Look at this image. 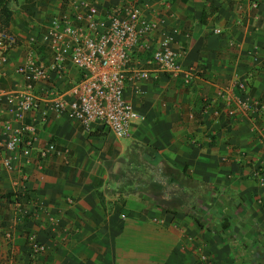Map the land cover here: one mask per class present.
<instances>
[{"label":"crops","instance_id":"0c3cea01","mask_svg":"<svg viewBox=\"0 0 264 264\" xmlns=\"http://www.w3.org/2000/svg\"><path fill=\"white\" fill-rule=\"evenodd\" d=\"M72 1L0 0L17 38L0 79V264H264V187L255 177L264 169V0L257 8L212 0L205 22L208 0H150L151 17L175 30L191 82L162 75L143 95L128 90L140 118L123 139L66 115L28 113L37 140L25 155L20 143L10 148L25 125L7 101L25 88L15 68L31 51L47 60L39 40ZM68 73L60 88L79 80L72 65ZM251 75L250 98L240 100L237 82ZM32 240L45 248L36 257Z\"/></svg>","mask_w":264,"mask_h":264},{"label":"built area","instance_id":"2783aa9c","mask_svg":"<svg viewBox=\"0 0 264 264\" xmlns=\"http://www.w3.org/2000/svg\"><path fill=\"white\" fill-rule=\"evenodd\" d=\"M252 6L257 8L258 1L254 0ZM165 22L163 17H151L150 0L109 4L73 0L63 13L48 22L39 40V46L49 52L47 60L37 58L31 51L27 61L15 68L23 77L25 88L7 101L11 106L19 105L20 112L15 111V118L25 125L10 148L20 143L25 155L34 148L36 127L24 122L26 115L33 112L43 119L52 114L66 115L88 131L101 130L118 139L125 138L140 118L125 96L128 90L143 95L142 85L155 82L162 75H183L185 84L193 78V70L185 71L182 67L183 48L174 47L175 30L165 29ZM16 45V36L0 29V79L5 76L4 66ZM260 50L263 54L258 59L264 65V45ZM70 65L77 69L79 80L68 89L60 88L62 82L69 80ZM252 77L237 82L240 100L250 98ZM38 84L47 86L44 96L35 91ZM54 150V145H49L41 152L42 157ZM255 177L264 187L263 168L256 169ZM6 237L11 240L10 233ZM29 246L33 257L45 250L36 240Z\"/></svg>","mask_w":264,"mask_h":264},{"label":"trees","instance_id":"16d2710c","mask_svg":"<svg viewBox=\"0 0 264 264\" xmlns=\"http://www.w3.org/2000/svg\"><path fill=\"white\" fill-rule=\"evenodd\" d=\"M216 11V8L213 6L212 0H208V5H206L205 10L202 14V22H205L207 17L214 14ZM12 12L7 8V6H3V8L0 10V29H7L9 25V21L11 19ZM199 225L201 226V222L196 219Z\"/></svg>","mask_w":264,"mask_h":264},{"label":"rangeland","instance_id":"374dc122","mask_svg":"<svg viewBox=\"0 0 264 264\" xmlns=\"http://www.w3.org/2000/svg\"><path fill=\"white\" fill-rule=\"evenodd\" d=\"M153 184H155V183H153ZM129 186V184H127L125 187H128ZM130 189V188H129ZM153 192H156L157 193V189H158V187L156 186V184H155V188L153 189V188H150Z\"/></svg>","mask_w":264,"mask_h":264}]
</instances>
